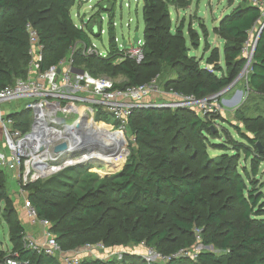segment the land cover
<instances>
[{
  "label": "trees",
  "instance_id": "1",
  "mask_svg": "<svg viewBox=\"0 0 264 264\" xmlns=\"http://www.w3.org/2000/svg\"><path fill=\"white\" fill-rule=\"evenodd\" d=\"M76 1L0 0L1 86L12 85L29 74L27 23L30 22L44 45L43 69L57 65L71 54L75 61L91 58L111 74L124 73L128 81L116 84L124 88L149 82L168 65L177 72L169 86L179 93L203 99L237 78L246 64L245 44L261 18V10L248 0H240L221 18L215 31L224 39V71L218 48L206 58L198 59L191 54L188 42L197 45L193 35L185 33L183 22L174 25L171 5L183 8L189 1L143 0L145 58L140 63L123 58L125 49L114 38H110L107 53L96 57L86 54L93 43L91 35L99 34L95 28L88 31L86 25L74 22L71 10ZM110 18L113 24V14ZM258 36L248 81L251 92L264 93V26ZM77 45L79 48L74 49ZM203 59L206 65L200 64ZM185 113L181 109L172 112L153 107L134 110L128 128L136 150L117 175L100 179L89 173L92 166L77 165L27 186L28 190L33 188L29 200L38 217L52 222L51 231L62 249L98 242L107 247L141 243L170 257L166 264H264V184L259 185L253 178L264 161L261 130L264 118L249 122L235 112L247 130L229 121L239 138L230 137L220 143L210 141L211 146L223 151L213 158L201 154L202 142L206 143L201 135L215 136L211 124ZM12 116L21 121L23 129L30 126L28 109ZM97 119L109 121V117L101 114ZM231 149L237 152L227 154ZM241 150L250 160L252 174L247 166L241 170L238 167ZM6 182L5 170L0 168V216L9 224L13 245L10 253L0 249V264H8L7 259L12 257L28 260L29 264H63L55 255L28 246L25 226L9 198ZM2 203L6 204L4 208ZM234 204L241 209L239 225L228 219V209ZM196 229L201 230L203 244H213L222 254L202 251L197 260L176 255L196 242ZM140 261H145L144 257L125 254L121 259L91 256L82 258L79 264H142Z\"/></svg>",
  "mask_w": 264,
  "mask_h": 264
},
{
  "label": "built area",
  "instance_id": "2",
  "mask_svg": "<svg viewBox=\"0 0 264 264\" xmlns=\"http://www.w3.org/2000/svg\"><path fill=\"white\" fill-rule=\"evenodd\" d=\"M248 1L261 10V17L264 18V0ZM121 3L130 7L129 0H121ZM113 23L117 24L115 21ZM27 30L31 55L29 74L25 78H18L12 85H0V137H3L4 143V151L0 154V168L13 170L18 182L23 186L57 174L82 159L88 152L83 151L80 157L75 156L58 162L61 152H56L55 147L66 142L71 148L72 137L70 135L73 132L75 133L73 138L76 136L75 145L83 143V134H86L85 125L88 121L105 123L110 127L108 132L120 133L126 143L124 133L128 130L133 111L154 106L150 95L157 91V77L146 83L121 88L116 86L117 82L114 79L93 75L76 65L73 54L62 59L57 65L43 69L41 62L44 45L32 23H27ZM103 31L102 29L100 34ZM143 45L144 40L140 38L138 43H134L130 48L122 46L125 49L123 58L130 57L138 63L142 62L145 58ZM248 45L249 41L246 42L244 51ZM94 52L101 55L107 53V51L99 52L98 46L93 42L85 53L91 55ZM175 95L179 96L180 100L185 97L179 92H175ZM185 98L190 102L196 101L194 96ZM25 99H28L25 109L33 112L30 126L27 129H23L21 121L12 116L14 112L3 108L4 103ZM199 101L207 110L206 100ZM99 114L109 117V121L98 120L97 115ZM61 118H64L65 122H61ZM113 128L116 129L113 130ZM132 139H134L133 136ZM85 149H87V144ZM24 208L30 221L42 227L45 240L43 247L40 248L30 242L26 234L28 246L46 254L61 255L63 264L81 262L84 252L64 253L51 231L52 222L38 217L37 210L29 198H26ZM196 236V242L191 248H182L176 255L197 260L205 247L202 243L200 229H196ZM84 247V251L93 257H102L97 256L96 252H103L106 255L102 257L103 259L111 258L112 254L103 242L87 244ZM144 248L143 257L148 264H166L170 259L154 248L145 245ZM116 257L121 259L123 254ZM7 263L29 264L30 262L16 260L12 257L7 259Z\"/></svg>",
  "mask_w": 264,
  "mask_h": 264
},
{
  "label": "rangeland",
  "instance_id": "3",
  "mask_svg": "<svg viewBox=\"0 0 264 264\" xmlns=\"http://www.w3.org/2000/svg\"><path fill=\"white\" fill-rule=\"evenodd\" d=\"M130 7H127L124 3H121V0H77L76 4L72 8L73 20L79 26L86 25L85 28L89 31L90 28H96V31L99 34L91 35L92 42L96 43L98 46L99 52H106L109 47L110 38L115 40L117 45L120 48H123V43L126 42L129 48L134 44L135 36L138 35L142 40H144V28L145 23L143 19V0H129ZM185 2L189 1V4H185L186 7L178 8L176 5H171L172 20L174 25L184 23L185 33H191L193 39L197 41V45H192L189 42L191 47L190 51L192 55H195L198 59L206 58L211 55V52L214 48L220 50V59L219 63L223 65L224 71L226 68L225 57L223 53L224 39L215 31L216 26L219 24L221 18L229 13L233 7H235L240 0H184ZM112 11V12H111ZM113 14V22L117 24L110 23V16ZM111 24V30H110ZM264 25V18H260L259 25L255 27L250 32V37L248 39L249 45L246 51H244V56L246 57V64L240 71L236 79L227 87L223 88L218 92L207 94L203 99H196V101L186 100V96L183 94V99L180 100V97L175 95L176 90L172 86L168 85V82L174 80L177 76V72L173 70L170 66L164 65L160 73L154 75L157 77V91L153 92L154 94L150 95L153 108H162L169 109L172 112H177L181 110L186 111V115L191 117L197 115L203 120H207V123H210L214 129L215 136L212 135H201L202 142L201 148L204 150L201 154H209L213 158H218L223 154L221 149H215L216 147L210 145V141L220 143L229 140L232 138H239L238 132L234 127H232L228 122L240 124V126L247 130L246 124L243 120L239 118L238 115H235V112H240L249 122L252 120L258 119L260 117L264 118V93L251 92L249 87L248 77L250 74V67L252 61V50L258 32L261 26ZM103 28V33L100 36L101 29ZM79 45L74 49H78ZM73 51V50H72ZM73 53V52H71ZM100 55L95 53L91 57H96ZM91 59V58H90ZM84 60L78 59L76 65L87 70L91 74L98 76H104L114 79L117 83L124 84L128 81L124 73L111 74L108 72L104 66L97 64L94 60ZM119 62V61H118ZM201 65H206L205 59L201 60ZM240 76V77H239ZM152 77V78H153ZM146 83V82H145ZM178 93V92H177ZM180 94V93H179ZM195 99V97H194ZM199 100H206L207 110H205L203 104ZM28 102V99L21 101H14L10 103H4L3 108L16 113L25 109V104ZM30 117L32 118V111H29ZM72 121V119H69ZM97 123V122H95ZM260 123V120H259ZM102 126L105 125L110 128L108 125L102 122H98ZM107 132H108V128ZM116 128H113L115 130ZM262 132H264V125L261 126ZM96 132V131H95ZM249 134L253 135L250 131H247ZM116 136L117 134H110ZM127 142L121 144V150L123 151L122 156L113 160L111 162H105L102 160H96L98 162L90 163L93 168L90 169V174L96 176L97 178L103 179L113 174H118L121 169L124 167V162L131 156L133 150H136V142L132 139L131 130L128 128L127 132L124 133ZM3 137H0V154L3 153ZM261 145V143H260ZM93 151V150H92ZM9 152V151H8ZM237 151L233 149L229 150L227 154H232ZM84 153V152H83ZM83 153L76 154V157L82 156ZM240 156L239 159V169L241 170L243 166H247V170L252 174L253 170L250 164V160L245 158V153L241 150L238 153ZM6 173V188L9 198L12 203L16 206L19 215L20 211L24 210V202L26 198H29V192L33 188H27V186L20 185L18 182L15 172L11 169H4ZM242 172V171H241ZM86 174H84L85 176ZM246 177V174L243 173ZM259 182V185L264 184V161L259 164L258 170L253 176ZM40 183H44L40 182ZM27 188V189H26ZM226 189L230 187H225ZM79 189V185L77 187ZM264 189V187H263ZM230 190V189H228ZM81 191V190H80ZM231 209H228V219L234 221L237 225L241 223V209L238 205ZM6 206L5 203H2V208ZM21 218V217H20ZM24 225V223H23ZM25 226V225H24ZM37 230L26 233L27 239L30 240L35 246L43 247L44 245V234L42 227H35ZM198 228V227H195ZM26 229V227H25ZM55 233V232H54ZM194 238L196 236L194 235ZM204 239V238H203ZM195 243V240L191 246L184 247L191 248ZM12 243L9 237V224L0 216V249L4 250L7 253L11 252ZM205 249L203 251H210L216 255L222 254V251L215 247L213 244L207 245L204 244ZM85 247L81 246L76 249L66 250L62 249L64 253L75 254L79 252H84L82 258H90L91 254L87 251H84ZM108 249L111 252V258L115 259L119 254H137V256H142L145 252L143 244L129 243L127 245H118V246H108ZM97 256H106L103 252H96ZM102 257H98L103 259ZM56 258L62 261L61 255H57ZM142 264H148L147 261H140Z\"/></svg>",
  "mask_w": 264,
  "mask_h": 264
},
{
  "label": "bare ground",
  "instance_id": "4",
  "mask_svg": "<svg viewBox=\"0 0 264 264\" xmlns=\"http://www.w3.org/2000/svg\"><path fill=\"white\" fill-rule=\"evenodd\" d=\"M85 127L86 134L91 135V138L88 140V148L91 147V149L88 153L84 154L82 160L87 162H95L96 160L111 162L122 156L123 151L121 150L120 146L123 143V140L121 136L111 137L109 135L110 132H107V126L105 127V125L102 126L95 122L88 121ZM74 134L75 133L73 132L70 135V137H72L71 148H74L75 146L74 138L76 136L73 138ZM115 134L121 135L120 133Z\"/></svg>",
  "mask_w": 264,
  "mask_h": 264
},
{
  "label": "water",
  "instance_id": "5",
  "mask_svg": "<svg viewBox=\"0 0 264 264\" xmlns=\"http://www.w3.org/2000/svg\"><path fill=\"white\" fill-rule=\"evenodd\" d=\"M139 39H140V37L138 35H136L134 43L137 44ZM258 39H259V36H257L256 41H255L254 46H253V50H252V53H251L252 57H253V54L255 52V48H256V45L258 43ZM123 46L124 47L127 46V43L124 42ZM58 71H60V70H58ZM61 122H65V119L61 118ZM90 138H91V136L89 134H85V135L83 134V139H84L83 143L75 145L74 148H69L68 147V143H66V142L58 144L55 147V151L56 152H61V156L59 157V159L57 161L58 162H62L64 160H66L67 158H73V157L76 156V154L82 153L83 151L89 152L91 147L88 148V141L87 140H89ZM86 144H87V149H85V145ZM259 146H260V143H259ZM83 147H84V150H83ZM90 163H93V162H90V161L87 162V161H84V160L80 159L78 162L71 164V166H77V165H80V166H91ZM123 166H124V164H123Z\"/></svg>",
  "mask_w": 264,
  "mask_h": 264
},
{
  "label": "crops",
  "instance_id": "6",
  "mask_svg": "<svg viewBox=\"0 0 264 264\" xmlns=\"http://www.w3.org/2000/svg\"><path fill=\"white\" fill-rule=\"evenodd\" d=\"M20 212H21V214H20L21 220H22V222L24 223V225H25V227H26V233L29 234V233H31V232L37 230V229L35 228L36 226L41 227V226H39L38 224H33V223L30 221L26 209H24V210H22V211H20Z\"/></svg>",
  "mask_w": 264,
  "mask_h": 264
}]
</instances>
